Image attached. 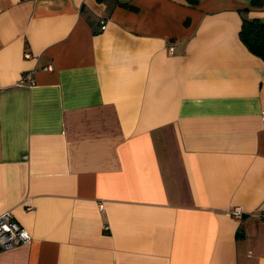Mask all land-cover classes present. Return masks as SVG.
I'll list each match as a JSON object with an SVG mask.
<instances>
[{"label": "crops", "instance_id": "obj_1", "mask_svg": "<svg viewBox=\"0 0 264 264\" xmlns=\"http://www.w3.org/2000/svg\"><path fill=\"white\" fill-rule=\"evenodd\" d=\"M260 1L0 0V264H264Z\"/></svg>", "mask_w": 264, "mask_h": 264}, {"label": "built area", "instance_id": "obj_2", "mask_svg": "<svg viewBox=\"0 0 264 264\" xmlns=\"http://www.w3.org/2000/svg\"><path fill=\"white\" fill-rule=\"evenodd\" d=\"M101 29L106 27L104 21H102ZM172 49V48H170ZM25 56L30 57L31 53L25 52ZM52 65L48 64L44 67V70H51ZM19 83L25 85H32L34 83L33 73L31 70L26 71ZM262 119H264V113H262ZM99 206L102 208V202H99ZM230 214L236 219H240L243 214V208L239 205L231 207ZM31 240V235L28 230L19 224L10 209H6L0 213V250L10 249L20 244L28 243Z\"/></svg>", "mask_w": 264, "mask_h": 264}, {"label": "trees", "instance_id": "obj_3", "mask_svg": "<svg viewBox=\"0 0 264 264\" xmlns=\"http://www.w3.org/2000/svg\"><path fill=\"white\" fill-rule=\"evenodd\" d=\"M198 0H187L190 4ZM260 0H251V5H259ZM239 37L253 54L264 59V20L257 17H246L242 14V23Z\"/></svg>", "mask_w": 264, "mask_h": 264}]
</instances>
